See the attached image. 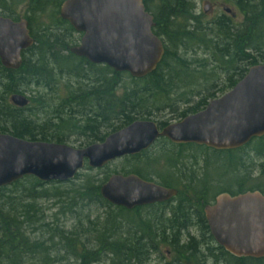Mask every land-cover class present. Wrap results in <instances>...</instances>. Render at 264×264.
<instances>
[{"label":"trees","instance_id":"16d2710c","mask_svg":"<svg viewBox=\"0 0 264 264\" xmlns=\"http://www.w3.org/2000/svg\"><path fill=\"white\" fill-rule=\"evenodd\" d=\"M5 1L0 0V8L7 11ZM32 1L35 11L43 12L50 6L56 15L63 0L55 4H49L51 0ZM142 1L153 17L152 33L164 46V56L154 72L142 79H133L107 66L90 64L70 54L69 48L76 45L65 43V36L56 31L66 25L69 38L76 34L65 21L60 24L55 16L48 25L34 22L41 32L38 41L42 43H34L29 48L28 57L22 56L18 69L7 70L0 64V134L56 144L79 136L86 139L80 147H87L103 142L109 134L135 121L151 119L165 126L171 119L198 112L208 100L232 89L250 67L264 64V0H224L225 4H232L234 16L222 10L209 22L194 15L195 5L191 0ZM198 51L203 53V58ZM220 74L226 76L222 82L217 81ZM26 93L30 95L26 96V107L17 108L10 103L11 95L25 96ZM35 110L41 115H33ZM42 115L44 119L38 120ZM262 141L264 136L234 151L199 147L213 155V162L208 159L206 166L211 172L222 168L224 176L236 170H244L246 175L229 180V184H224L217 175L212 178L214 182L206 177L198 179L194 188L198 194L193 197L198 204H192L188 210L193 211L200 229L197 241L176 235L184 226L180 222L192 216L179 208L184 200H192L186 197L185 191L178 194V204L172 214L162 218L156 210L150 212L155 206L125 210L104 201L99 189L110 175L100 178L88 167L63 184L41 183L33 177H24L0 189V264H27L28 260H33V264H55L59 257L53 254L57 250L70 254L73 264H146L161 248H169L175 257L165 264H205L209 258L214 264H264V259L235 258L215 245L202 214L204 205L220 193L234 196L258 191L264 195V161L246 164L238 156L250 147L256 159L262 157L259 147L249 146ZM172 152L160 154L168 158ZM158 155L143 151L124 157L126 163H142L143 168L140 171L131 167L127 172L122 171V175L134 174L153 181ZM182 160H179L180 166ZM254 165L255 179L248 176ZM160 177L162 185L179 183L170 175ZM39 201L56 202L62 210L59 214H71L78 226L65 231L57 225L56 218L51 225L45 223ZM92 205L102 210V219L99 218L102 221L86 219L93 234L91 239L82 240L79 214ZM35 226L45 229L48 237L32 239L28 230Z\"/></svg>","mask_w":264,"mask_h":264},{"label":"water","instance_id":"95a60500","mask_svg":"<svg viewBox=\"0 0 264 264\" xmlns=\"http://www.w3.org/2000/svg\"><path fill=\"white\" fill-rule=\"evenodd\" d=\"M209 6L203 7L207 13ZM232 17L228 7H222ZM59 17L81 34L69 53L115 73L142 79L162 61L164 46L152 33L153 17L142 0H63ZM33 45L24 21L0 17V64L16 70L21 51ZM10 103L24 108L28 98L13 94ZM264 136V64L249 68L227 93L194 115L160 131L154 121L139 120L108 135L103 142L76 149L63 144L27 141L0 134V189L24 177L41 183H67L86 165L103 169L124 157L136 156L165 138L173 144H195L215 151H230ZM114 207L132 210L167 202L176 191L145 181L134 174H114L99 189ZM215 244L235 258L264 259V195L257 191L236 196L219 194L203 209Z\"/></svg>","mask_w":264,"mask_h":264},{"label":"rangeland","instance_id":"374dc122","mask_svg":"<svg viewBox=\"0 0 264 264\" xmlns=\"http://www.w3.org/2000/svg\"><path fill=\"white\" fill-rule=\"evenodd\" d=\"M19 1H21L23 3L22 7L18 6ZM55 1H58V0H51V2H49V4L50 3L55 4ZM191 1L195 5L194 15L195 16H201V18L203 20H206L207 22L213 20L216 15H218L220 12H222L223 6L229 7L230 9H232V7H233L230 2H229V4H225L224 0H191ZM13 3H15V6H14V9H16L15 11H17V14L20 16L26 10L25 8H26L27 0L5 1L4 7L10 9V7ZM204 6H209V10L207 11V13L203 12ZM232 11H233V9H232ZM45 22H48V20H46ZM37 23H38V20L36 19L35 24H37ZM62 30H63V28H62ZM64 34H65V31H63L60 34L61 37L64 36ZM69 36H70L69 34L68 35L66 34L65 39H64L66 41L65 43H73V45L79 44L80 37H79V35H77V33L73 34V36L71 38H69ZM198 55L200 58L204 57L203 53L201 51H198ZM225 78H226V76L224 74H220L217 77V81L222 82V80H224ZM123 80L125 82L127 81L125 78H123ZM25 96H30V95H29V93H26ZM32 114L33 115L38 114V116L41 115L40 112H37L36 110L32 111ZM39 118L40 119H38V120L42 121L44 119V116L42 115ZM84 142H86L85 138L83 139L79 136L78 137H70L64 141L63 145H66V146H69L72 148H76V149H81V148H84V147H80L83 145ZM159 143L160 142H158L155 149L150 151L149 155L153 156L154 154L159 153L158 150L155 151L160 146ZM249 146L259 147L258 150H261L262 157H259L258 159H256L254 157V153L252 152L253 150L250 151V147H248V149H246L242 153H239V155H238L242 159V161L245 162L246 164H248L247 162H249V163L256 164V165L263 162L264 160H262V159H264V154H263L264 141H262L261 143L257 142V144L253 142ZM154 151H155V153H154ZM162 152L163 151H160V153H162ZM189 152H192V151H189ZM160 153L158 155V157H160L158 166H155L157 170H153L154 172L152 171L153 175H154L153 178H154V180H156V182L161 181L162 178L160 177V175H171V177L173 176V173L168 168L169 164H166L165 157H163L162 154H160ZM193 153H194V151H193ZM194 156H196L195 161H197V165L195 166V172H196V176L199 179L203 180L205 177L212 179L217 175L218 179H221L224 182V184H229L228 183L229 180L239 179V178L244 177L246 175V172L244 170H238V171L236 170L234 173H231L227 176H224V173H223L224 170L222 168L219 171L213 169V172H211L210 169H206V166L208 165V159L211 160V162H213V157H212L213 155L211 153L204 152L203 150L198 149V152ZM247 156H249V158H250L249 161H247L248 160ZM186 161H187V159L184 160L185 163H186ZM204 164H205V166H204ZM256 165H254L250 169V171H248V176L252 177L253 179H255L256 175H257V172L255 171ZM131 167H136L137 170L141 171V169L143 168V165H142V163L129 164V163H126L124 161V159L122 158V159L116 160V161L108 164L103 169L93 170L92 174L99 176L100 178L106 174L110 175V176L114 175V173L122 175V171L127 172L130 170ZM190 167L191 166L189 165V172H187L185 170V172L187 174L190 173ZM191 172H192V170H191ZM193 172H194V170H193ZM84 173H86V172H84ZM212 181H213V179H212ZM256 181H258V179ZM197 183H198V181H197ZM62 186H64V185H62ZM38 205L44 213V222L45 223H48L51 225V223L55 222V218H56L57 225L59 227H61L62 229H64L65 231H72V229L74 227L78 226L77 219L73 218V216L71 214H65V215H62V213L59 214V211H62V210L59 208L60 205H57L56 202L39 201ZM154 210H156V209L155 208L153 210L151 209L150 212L151 211L153 212ZM157 213H159V211H157ZM79 215H80V219H81V224L83 225V228H82L83 230H81V233H84V234H82L83 235L82 240L87 239V238L91 239V237H92L91 235L93 233L91 232V229H90L86 219H88L90 221H94L96 218H98V220H99V218L102 219V210L100 209L99 206L92 205L89 208L84 209L83 212L81 211V213ZM75 216L76 215H74V217ZM85 217H88V218H85ZM101 219L99 220V222L102 221ZM88 228L90 229L89 233H88ZM44 231H45V229L39 228V226H35L34 228L28 230V234L32 239L44 240L48 237L47 232L46 231L44 232ZM194 239H196V241L199 240L200 234H198V236H194ZM88 247L91 248L92 245L90 246V244H89ZM53 255L59 257L58 261L55 264H73L74 263V260L70 257V254L66 255L63 251L57 250V252H54ZM62 257H64V259H62ZM149 258L150 259H148L146 264H165V263H170L175 259L173 252L169 248H161L158 253L152 254ZM32 261L33 260H31V261L28 260L27 264H33ZM34 264H37V262ZM205 264H214V262L211 260V258H209L208 261L205 260Z\"/></svg>","mask_w":264,"mask_h":264},{"label":"flooded vegetation","instance_id":"af4514ba","mask_svg":"<svg viewBox=\"0 0 264 264\" xmlns=\"http://www.w3.org/2000/svg\"><path fill=\"white\" fill-rule=\"evenodd\" d=\"M6 1H9V0H6ZM11 1H13V0H11ZM33 3H34V1L27 0V4H26V8H25L26 10L20 16L17 14V11H15L16 9H14L15 3H13L11 5L10 9L7 8V11H4V10H2L0 8V17L9 19L10 21H12L14 23H18V22L24 21L26 23V30L28 31V36L30 37V39L32 40V43L34 44V43H42L41 40L38 41V37L41 35V32H39V28L37 26L38 24L48 25L50 19L52 17H55V16H56V20L58 21V23L61 24V22H63V20L59 17V8L57 10V14L56 15L53 13V10H52V8L50 6L47 7V9H45L43 12H37V11H35L33 9ZM18 6L22 7L23 3L21 1H19L18 2ZM36 19L38 20V23H37V25H34V22H35ZM46 20H48V22H45ZM62 28H63V30H62ZM62 28H57L56 31L58 33H62L63 31H65L64 36H66V34L68 35L69 34V30L67 29V26L63 25ZM79 37L81 38V35H79ZM79 42H80V39H79ZM31 47H29V48H31ZM29 48H26V49L21 51V54H20L21 59H22V56H27L28 57ZM224 94L218 96L217 98H220ZM217 98H214V99H217ZM214 99L208 100L207 104L209 102H211L212 100H214ZM191 101L193 103L194 99H191ZM207 104H206V106H207ZM204 108H202L198 112H201ZM198 112L187 114L185 117L194 115V114H196ZM185 117H183V118H185ZM183 118H181V119H171V120L168 121L167 125H169L171 123L178 122V121L182 120ZM146 121H154L156 123L157 128H158V131H160L162 128L167 126V125L160 126V125H158V123L155 120H151V119L146 120ZM118 131H116V132H118ZM158 142H160L159 143L160 146L155 151L158 150L159 153H160V151L166 152V151H169V150H172L173 152L176 151L177 153L179 152L180 153V154L178 153L180 155L179 160H182V159L186 160L187 159L186 163L183 162V160H182V162L184 163V164L182 163L183 164V169L186 170L187 172H189V165L191 167H190V173L189 174H187L186 172L184 174H182V178H183L184 181H181L179 183L177 182L178 184L174 185V186L162 185L161 182H158V181L156 182V180H154V178H153V181H150V182H153V183H155V184H157L159 186L165 187L167 189H173V190L176 191L177 194H176V196L174 198L168 200L167 202L156 203V204L149 205V206H155L156 210L159 211V214L161 213L160 217L168 218L170 216V214H172V209L177 207L178 194L181 193L180 191H185L187 193L186 197H192V200L191 201L184 200L181 203V205L179 206V208L181 207L184 211H186V213L190 212L192 214V216L188 219V221L183 220L184 226H182L180 228V230L178 232H176V235H179L180 237H182V239H186L187 237L194 238V236H198V234H200V229H199V226L196 224L197 223V219L194 218L195 216H193V211L191 212V211H188V210L192 207V204H194V205L198 204L197 202H195L196 200L193 199V197L197 196V194H198L197 192H195L194 188L197 185V181L199 179L196 176V172L194 170L195 166L197 165V161H195L196 156H194V155L198 152L199 147L202 148L204 146H198V145L191 144V143H188V144H173V143H171L170 141H168L165 138H159L146 151L148 153H150L151 150L156 148V145L158 144ZM204 148H206V147H204ZM241 148H239V149H241ZM207 149H209V148H207ZM210 150H212V149H210ZM236 150H238V149H236ZM155 151H154V153H155ZM189 151H192V152H189ZM193 151H194V153H193ZM213 151H215V150H213ZM165 159L167 160L168 158L165 157ZM169 164H170V169H173L174 162H169ZM191 170H192V172H191ZM193 170H194V172H193ZM170 177H171V175H170ZM173 179L175 180V178H173ZM173 179L171 181L174 182ZM246 192H253V191H246ZM220 194H223V193H220ZM218 195H216L213 198L212 201H210L208 204L204 205V207L202 208V214H203L204 220H205V216H204V213H203V209L206 206H208V205H213L214 201H215V198ZM237 195H239V194H237ZM234 196H236V195H234ZM205 222H206V220H205ZM169 235H171V234H169Z\"/></svg>","mask_w":264,"mask_h":264},{"label":"bare ground","instance_id":"6f19581e","mask_svg":"<svg viewBox=\"0 0 264 264\" xmlns=\"http://www.w3.org/2000/svg\"><path fill=\"white\" fill-rule=\"evenodd\" d=\"M179 158H180V155L176 151H174L168 155V159H167L168 162H174L173 169H170V171L173 173L172 178H175V180L177 182L184 181L182 178V174L185 173V170L183 169V165L180 166V164H179ZM194 170H195V168H194ZM180 225H184V222L183 223L180 222Z\"/></svg>","mask_w":264,"mask_h":264}]
</instances>
